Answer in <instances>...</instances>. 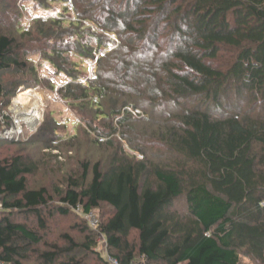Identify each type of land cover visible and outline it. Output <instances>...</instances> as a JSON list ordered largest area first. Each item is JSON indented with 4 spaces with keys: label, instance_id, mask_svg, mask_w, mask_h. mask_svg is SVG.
Masks as SVG:
<instances>
[{
    "label": "trees",
    "instance_id": "obj_1",
    "mask_svg": "<svg viewBox=\"0 0 264 264\" xmlns=\"http://www.w3.org/2000/svg\"><path fill=\"white\" fill-rule=\"evenodd\" d=\"M69 3L78 10L79 19L104 23L105 31L118 32L123 42L114 52H106L107 58H98L99 67L104 59L116 61L83 86L76 83L78 64L68 54L74 50L94 59L100 48L108 49L104 35L63 30L60 20H51L48 29L38 20L29 32L19 31L20 38L30 37L35 30L36 40L57 41L56 47H50L54 48L51 63L54 76L70 79L58 88L65 98L87 100L81 106H98L100 113L111 95H135L140 99L127 98L121 107L139 110L148 102V89L151 102L194 100L205 108L183 110L176 117L178 125L161 134L160 144L171 160L158 164L142 142L130 137L135 119L126 115L120 125L132 132L122 133L120 144L112 139L95 141L115 150L112 160L106 165L82 164V175L70 173L62 188L53 191L29 188L28 177L38 167L32 156L0 158V263L26 264L34 258L40 264H80L72 257L63 261L79 246L71 237H64L69 244L64 250L54 246L41 251L40 233L16 218L34 216L45 230L46 214L83 218L76 212L78 206L83 214L106 206L111 212L100 220L98 230L84 222L83 231L89 234L84 247L91 251L96 238L103 235L111 256L121 264H131L138 256L142 264H264V0ZM82 4L85 11L80 13ZM159 37L169 40V51L155 62L146 61L143 51ZM20 38L0 25V98L9 97L0 104V116L21 86L13 82L7 88L2 73L28 70L23 56L33 49L35 39ZM69 38L76 42L66 43ZM93 42L97 44L94 53ZM224 51L232 53L227 65L219 64ZM160 95L169 101L167 97L158 100ZM232 95L239 97L246 112L214 116L213 108ZM119 105L112 104L109 117L119 114ZM112 132H117L114 126ZM38 133L34 138L44 143L56 135L50 123ZM181 199H185V216L175 210ZM133 232L138 233L136 244L131 240ZM100 260L108 264L101 256Z\"/></svg>",
    "mask_w": 264,
    "mask_h": 264
},
{
    "label": "rangeland",
    "instance_id": "obj_2",
    "mask_svg": "<svg viewBox=\"0 0 264 264\" xmlns=\"http://www.w3.org/2000/svg\"><path fill=\"white\" fill-rule=\"evenodd\" d=\"M83 6L84 4L79 5L78 9L80 13L85 11L83 10ZM77 11L69 3V0H50L48 2L45 0H0V25L8 33H12L18 38L21 37L19 31L20 33L29 32L38 20L47 25L46 29L50 27L48 23L51 20H60L63 21V30L79 29L84 33L104 35L107 39L104 46H107L108 49L100 48V52L96 53L94 59L80 55L74 50L68 54L69 58L78 64L79 79L76 83L86 86L90 80L98 79L99 72L104 70L105 66L110 65V62L116 61L113 57L110 60H101L102 65L99 67L98 58H107L106 52L116 50L117 46L119 47L123 40L116 31L109 32L108 30L106 32L104 23L96 21L95 19L94 21L79 19V12ZM41 17H43V20L39 19ZM44 19L46 20L44 21ZM37 35L38 33L34 30L33 35L30 37L20 39H35L34 36L37 37ZM74 37L75 39L77 38L76 36ZM75 39L69 38L65 40L66 43H71L76 42ZM56 43L57 41L55 40L45 42L41 39H35L32 42L33 49L30 50L29 54L23 56L28 65L26 73L18 74L16 70L2 73V81L7 88L10 89V85L13 82L21 84L16 92L18 94L11 100L10 106L5 109L6 111H3L4 113H10L9 108L13 106V101L18 97L19 92L24 89L39 95L43 103L41 108L43 110L41 123L37 132L32 127L26 128V130H29V134L35 132L34 135L29 137V140L16 144L0 143V158L24 155L32 156L33 160L37 162V173L28 177L29 188L38 189L47 187L53 191L55 188H62V181L70 173L77 174L78 176L82 175V164L84 163L90 162L91 164H95L102 162L104 165L108 164L112 160L115 150L108 149L106 146L100 147L95 141L105 143L108 139H112L115 144H120V141L123 139L122 133H125L126 136L132 132H130L131 129H125L123 125H120V121L126 115L131 119H135V132L132 133V136L130 134V137L137 139L136 143L142 142L144 144L148 150V155L150 154L152 158L154 156V163H164L171 160L169 155L165 153V147H162V144H160L161 134L165 133L168 128L178 125L176 117L183 110L198 108L201 106L200 103L194 100L182 101L176 104H170L169 102L163 104L154 103L150 101L151 97L147 89L145 100L148 102L147 104H143V107L139 110H133L131 106H128L126 108L128 110L125 111V107L123 108L121 106L123 102L128 101L127 98L136 99V101L140 98H136L135 95L123 96L122 98L120 94L118 96L111 95V101L109 99L103 101V105L101 106L102 112L100 113L97 111L98 106L85 105L82 107L81 104L89 101L81 102L71 98H65L58 91V88L69 83L70 79L66 75L61 74L54 76V67L51 63L54 48L52 50L50 47H56ZM169 45L168 39L159 37L154 40L148 50L143 51V57H145L146 61L155 62L158 58L164 55L166 56V53L169 51ZM93 48L94 53L95 49H97L95 42H93ZM231 54L230 51H224L219 59V64L227 65L230 61ZM91 64H93L92 69H90ZM51 85H55V88H52ZM142 85H145L143 81ZM166 97L169 101L168 96ZM166 97L160 95L158 100ZM8 101V96L0 98V104H5ZM94 103H98L97 98H94ZM115 103L120 104L121 111L117 116L111 118L108 114L110 107ZM201 108L205 107L201 106ZM126 112H129V114H126ZM245 112L246 106L235 95L226 99L221 107L217 109L213 108V115L219 118L240 113L243 114ZM46 123L51 124V128H54L56 131V135L51 134L52 136H49L50 138L48 140L46 139L44 143L40 138L35 139L34 137L39 134L38 132L41 126H45ZM113 126L117 130L115 134H112L114 133L112 132ZM98 131L111 135L108 137L101 136ZM135 155L139 160L144 158L139 152L135 153ZM55 204L57 206V200ZM1 210L3 208L0 203V212ZM175 210H178L182 216L187 215L185 199H181L176 203ZM110 212L111 209L106 206L94 211L96 216L102 221L108 218ZM16 220L29 225L40 233L43 238V244L38 248L41 251L50 250L54 246H57L60 250H64L69 246L64 237H71L79 246L73 253L64 257V262L66 259L72 257L80 264H103L100 256L106 259L112 254L101 236L96 238V246L91 251L85 249L84 244L89 234L83 231L86 228L84 222L87 223L84 217L82 218L74 214L69 216H62L58 213H54L52 216L46 214L44 215L46 222L45 230L40 229L39 222L34 216L25 217L19 215ZM131 240L136 244L138 233L133 232ZM33 260L26 264H40L38 261ZM136 262L142 264L143 259L138 256Z\"/></svg>",
    "mask_w": 264,
    "mask_h": 264
},
{
    "label": "built area",
    "instance_id": "obj_3",
    "mask_svg": "<svg viewBox=\"0 0 264 264\" xmlns=\"http://www.w3.org/2000/svg\"><path fill=\"white\" fill-rule=\"evenodd\" d=\"M43 20V17L39 18ZM46 19H44L45 21ZM102 32V31H101ZM93 68V64H91L90 69ZM95 77V76H94ZM60 87V86H59ZM16 107L15 100L13 101V106L9 108L10 113H4L0 116V142H12V143H20L29 140L30 136L34 135L37 132L38 127L41 123V117L43 110L40 109L38 115H30L31 121L26 122L18 117L16 113H14V108ZM27 115V114H26ZM9 118L7 121L6 118ZM19 118V119H18ZM33 128L35 132L29 134V130L26 128ZM2 206V205H1ZM3 208V207H2ZM76 212L86 219L88 225L93 230H98L100 227V219L93 212L89 214H83L82 208L80 206L77 207ZM101 238L106 242L103 235H100ZM106 262L108 264H121L118 259L109 255L106 258ZM3 264V263H0ZM131 264H138L136 261Z\"/></svg>",
    "mask_w": 264,
    "mask_h": 264
},
{
    "label": "bare ground",
    "instance_id": "obj_4",
    "mask_svg": "<svg viewBox=\"0 0 264 264\" xmlns=\"http://www.w3.org/2000/svg\"><path fill=\"white\" fill-rule=\"evenodd\" d=\"M41 100L40 96L36 93L22 90L15 99L16 107L14 108V113H16L22 120L29 122L31 121L29 116L32 114L38 115L40 109L42 108L43 103Z\"/></svg>",
    "mask_w": 264,
    "mask_h": 264
}]
</instances>
